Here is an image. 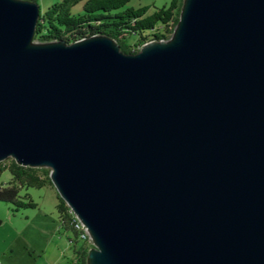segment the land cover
<instances>
[{"label": "water", "instance_id": "1", "mask_svg": "<svg viewBox=\"0 0 264 264\" xmlns=\"http://www.w3.org/2000/svg\"><path fill=\"white\" fill-rule=\"evenodd\" d=\"M40 15L0 0V163L50 170L86 264H264V0H183L137 54Z\"/></svg>", "mask_w": 264, "mask_h": 264}, {"label": "trees", "instance_id": "2", "mask_svg": "<svg viewBox=\"0 0 264 264\" xmlns=\"http://www.w3.org/2000/svg\"><path fill=\"white\" fill-rule=\"evenodd\" d=\"M80 3L82 14L73 15L72 6ZM129 3L130 0H63L46 12H41L34 41H63L69 44L89 36H107L119 45L122 53L137 54L150 41H168L172 37L180 20L183 0H172L169 7L155 9L153 13H148L147 9L127 8ZM4 170L9 171L12 179L0 186V203L11 205L14 213L36 208L27 196L20 195L21 189L52 186L50 172L40 173L41 168L20 166L13 159H7L0 163V173ZM57 200L59 219L64 229L69 230L72 228L70 209L60 197ZM74 234L78 237L75 232ZM76 254L79 256L78 260L86 264L88 249L81 246Z\"/></svg>", "mask_w": 264, "mask_h": 264}, {"label": "rangeland", "instance_id": "3", "mask_svg": "<svg viewBox=\"0 0 264 264\" xmlns=\"http://www.w3.org/2000/svg\"><path fill=\"white\" fill-rule=\"evenodd\" d=\"M36 1L41 3L40 9L44 13L63 0ZM171 3L172 0H130L127 8L147 9L148 13H153L155 9L169 7ZM71 13L81 15L82 3L73 5ZM34 43L40 44L37 41ZM42 169L40 173L50 172ZM11 179L8 170L2 171L0 186ZM20 195L27 196L36 208L14 213L11 205L0 203V264H80L76 260V251L81 246L86 247V243L71 229H64L56 207L59 197L56 189L50 185L23 188Z\"/></svg>", "mask_w": 264, "mask_h": 264}, {"label": "built area", "instance_id": "4", "mask_svg": "<svg viewBox=\"0 0 264 264\" xmlns=\"http://www.w3.org/2000/svg\"><path fill=\"white\" fill-rule=\"evenodd\" d=\"M71 219H72V223H71V229L78 235L79 238L83 239L85 241V245L86 248L88 249V251L93 247V243L92 240L87 232V228L86 226L80 221L78 220L72 213V211L70 210L69 213Z\"/></svg>", "mask_w": 264, "mask_h": 264}, {"label": "crops", "instance_id": "5", "mask_svg": "<svg viewBox=\"0 0 264 264\" xmlns=\"http://www.w3.org/2000/svg\"><path fill=\"white\" fill-rule=\"evenodd\" d=\"M34 1L37 2V4L39 3V7L41 6V3H40V2H38V1H36V0H34ZM40 8H41V7H40ZM76 255H77V254H76ZM78 259H79V256L77 255V259H76L77 262L80 263V264H82Z\"/></svg>", "mask_w": 264, "mask_h": 264}]
</instances>
